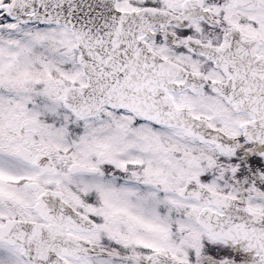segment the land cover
I'll return each mask as SVG.
<instances>
[{
    "label": "snow or ice",
    "instance_id": "6c2138e0",
    "mask_svg": "<svg viewBox=\"0 0 264 264\" xmlns=\"http://www.w3.org/2000/svg\"><path fill=\"white\" fill-rule=\"evenodd\" d=\"M0 264H264V0H0Z\"/></svg>",
    "mask_w": 264,
    "mask_h": 264
}]
</instances>
